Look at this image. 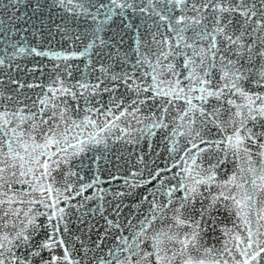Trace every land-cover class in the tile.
<instances>
[{"label":"water","instance_id":"1","mask_svg":"<svg viewBox=\"0 0 264 264\" xmlns=\"http://www.w3.org/2000/svg\"><path fill=\"white\" fill-rule=\"evenodd\" d=\"M237 77L264 97V0H0V258L264 264Z\"/></svg>","mask_w":264,"mask_h":264},{"label":"snow or ice","instance_id":"2","mask_svg":"<svg viewBox=\"0 0 264 264\" xmlns=\"http://www.w3.org/2000/svg\"><path fill=\"white\" fill-rule=\"evenodd\" d=\"M221 10H222V11H226L227 9H221ZM249 11H251V10H249ZM242 15H244V16H248L249 13H248V12H244V13H242ZM251 15H252V16H255L256 13L253 11V12H251ZM257 23L259 24L260 22L258 21ZM217 31L223 32L224 30H223V29H217ZM226 38H227L231 43H236V40H239V37H237L236 40H233L231 36H227ZM213 40H215L214 37H213ZM213 46H215V45L213 44ZM38 54H39V53H38ZM231 63H232V62L229 61V64H231ZM228 75H229V73H228V72H225V78H226ZM240 78H241V77H237L236 79H233V80L230 82V83H231V88L234 89L237 93H239V94H240V95H241V96L247 101V104H245V105H243V106H237L238 111H237L236 115H241V113H240V111H239V108H240V107H244V108H247V109H248V114H249V116H250L251 119H253V120L256 119V116L252 115L253 112H255L257 115H259V116H261V117H264V103H261V104L259 105L258 108L253 107V105H255L256 100H262V101H264V97H260L259 95H257L255 98H253V97L249 96V95H248V94H247L242 88H240V87L238 86L237 81H238ZM114 79H115V77H114ZM227 86H228V85H225V87H227ZM166 94H167V93H165V95H166ZM207 94H208L209 96H213V95H215V96L219 97L222 93L208 91ZM41 103H43V101H41ZM189 103H190V101H189ZM228 103H229V104H232L233 101L229 100ZM201 114H202V115L204 114V110H203V109H201ZM243 123H244V121L241 122V126H243ZM249 131H250V130H249ZM262 135H264V134H262ZM243 139H244V138H241V137L239 136V132H237V134H236V147H239L240 143L243 142ZM231 140H232V138L229 137V141H231ZM261 147H264V144H262ZM245 151H247V150H245ZM261 155H264V153H261ZM44 167H45V169L47 170V167H48L47 164H45ZM209 179H211V177H209ZM234 179H235V177L232 178V180H234ZM260 179H261L262 181H264V174H261ZM253 183H255V182H253ZM251 199H252V196L249 195V194H247V193H245L243 200H241V201H237V203L242 204V205H244V206L246 207V206H247V205H246V201L251 200ZM261 211L264 212V209H261ZM60 212L63 213V209H60ZM260 218H261V219H264V216H261ZM177 221H178V223H184V221L180 220L179 217H177ZM30 222H31V221H30ZM247 223L250 224L251 221H247ZM195 235H196V233H193V241H194V239H195ZM27 239H28V237L25 236V237H24V240L27 241ZM182 243H186V242H183V241H182ZM42 247H50V245L47 244V243H45L44 245H42ZM249 247H251V242L249 243ZM0 248H3V244H0ZM260 251H264V248L260 249ZM242 254H243V253H242ZM2 256H3V253L0 252V257H2ZM53 259L56 260V259H58V258H55V257H54ZM64 259H66V260L68 259L67 253H66ZM253 259H255V256H253ZM0 264H5L4 259L0 258ZM119 264H132V260H131V258L129 257L128 260H127L126 262H119ZM137 264H138V262H137ZM244 264H248V261H245Z\"/></svg>","mask_w":264,"mask_h":264}]
</instances>
